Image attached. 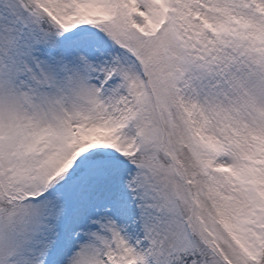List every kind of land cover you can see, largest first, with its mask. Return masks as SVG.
Segmentation results:
<instances>
[{
  "label": "snow or ice",
  "instance_id": "snow-or-ice-1",
  "mask_svg": "<svg viewBox=\"0 0 264 264\" xmlns=\"http://www.w3.org/2000/svg\"><path fill=\"white\" fill-rule=\"evenodd\" d=\"M0 264H264V0H0Z\"/></svg>",
  "mask_w": 264,
  "mask_h": 264
}]
</instances>
